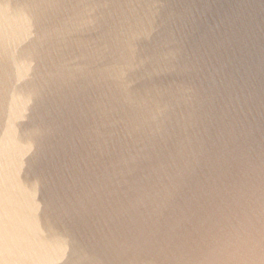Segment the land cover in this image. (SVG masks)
Here are the masks:
<instances>
[{
	"label": "water",
	"instance_id": "1",
	"mask_svg": "<svg viewBox=\"0 0 264 264\" xmlns=\"http://www.w3.org/2000/svg\"><path fill=\"white\" fill-rule=\"evenodd\" d=\"M0 264H264V0H0Z\"/></svg>",
	"mask_w": 264,
	"mask_h": 264
}]
</instances>
